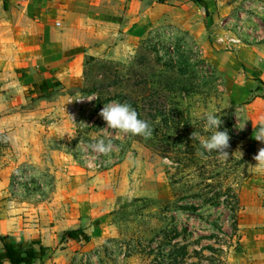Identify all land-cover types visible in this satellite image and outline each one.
Segmentation results:
<instances>
[{"label": "rangeland", "instance_id": "374dc122", "mask_svg": "<svg viewBox=\"0 0 264 264\" xmlns=\"http://www.w3.org/2000/svg\"><path fill=\"white\" fill-rule=\"evenodd\" d=\"M263 7L254 20L264 29ZM241 21L228 31L253 28ZM77 64L76 83L57 85L30 106L39 110L36 136L11 173L5 207L24 225L55 226L80 193L101 200L107 220L70 264H241L240 195L264 167L244 105L231 100L227 68L185 30H157L130 45L95 43ZM112 102L135 108L153 135L107 128L99 113ZM208 111L230 135L228 160L197 154L192 134L210 135L201 119ZM99 139L112 145L107 156L90 147Z\"/></svg>", "mask_w": 264, "mask_h": 264}, {"label": "crops", "instance_id": "0c3cea01", "mask_svg": "<svg viewBox=\"0 0 264 264\" xmlns=\"http://www.w3.org/2000/svg\"><path fill=\"white\" fill-rule=\"evenodd\" d=\"M261 6L264 0H0V237L38 240L35 248L47 251L33 264H70L71 253L84 242L66 232L81 229L92 237L107 220L106 206L87 192L80 193L68 216L55 226L24 225L4 200L16 162L30 152L28 145L36 136L39 110L30 106L43 104L42 97L57 85L76 83L78 78H72L79 73L77 63L95 43L130 45L157 30H185L202 40L206 57L227 68L231 100L244 105L253 150L259 153L264 142L255 139V132L264 121V29L254 14ZM238 18L253 28L229 32ZM261 173L252 176L240 195L241 264H264V170Z\"/></svg>", "mask_w": 264, "mask_h": 264}, {"label": "clouds", "instance_id": "9594fccd", "mask_svg": "<svg viewBox=\"0 0 264 264\" xmlns=\"http://www.w3.org/2000/svg\"><path fill=\"white\" fill-rule=\"evenodd\" d=\"M88 101H92L95 97L85 96ZM99 115L106 122L107 128L120 130L124 133H130L133 136H141L145 139L153 135V127L151 124L139 118V114L135 108L128 103L112 102L104 104ZM201 119L205 121L204 131L209 132L210 135L206 139H201L196 132L192 134L193 141H198L200 149L197 154L204 156L208 152H216L224 160L229 159V152L227 149L230 147V135L228 131L218 130L222 124L221 116L215 111L205 112ZM245 125L238 127L243 130ZM255 139L264 142V121L257 126L255 132ZM93 152L107 156L112 151L110 142L104 139H99L90 145ZM258 161V167H264V148H261L258 155L255 156Z\"/></svg>", "mask_w": 264, "mask_h": 264}, {"label": "trees", "instance_id": "16d2710c", "mask_svg": "<svg viewBox=\"0 0 264 264\" xmlns=\"http://www.w3.org/2000/svg\"><path fill=\"white\" fill-rule=\"evenodd\" d=\"M164 203L167 205L170 204V201L167 200ZM65 235L82 243L91 240V237L81 229L69 230ZM0 239L4 245V252L0 254V264H4L5 260H8L11 264H33L37 259L43 257L47 251L43 246L40 249L35 248V245L40 243L38 240L16 242L12 241L9 236H1Z\"/></svg>", "mask_w": 264, "mask_h": 264}, {"label": "built area", "instance_id": "2783aa9c", "mask_svg": "<svg viewBox=\"0 0 264 264\" xmlns=\"http://www.w3.org/2000/svg\"><path fill=\"white\" fill-rule=\"evenodd\" d=\"M241 23H242V21H241V22H239V24H241ZM230 41H231V42H235V43H236V42H237V41H239V40H236V39H234V38H231V39H230Z\"/></svg>", "mask_w": 264, "mask_h": 264}]
</instances>
